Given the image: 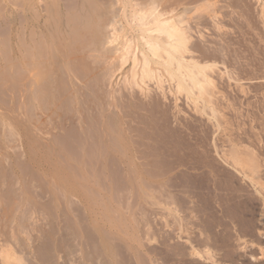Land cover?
<instances>
[{
    "label": "bare ground",
    "instance_id": "6f19581e",
    "mask_svg": "<svg viewBox=\"0 0 264 264\" xmlns=\"http://www.w3.org/2000/svg\"><path fill=\"white\" fill-rule=\"evenodd\" d=\"M242 1L0 0V75L14 81L0 141L16 140L25 160L44 158L83 186L122 187L130 206L136 189L148 190L143 199L156 206V226L146 216L139 230L141 259L117 242L122 257L106 252L78 264H255L264 256L247 237L254 228L264 234L263 156L253 140L218 139L232 123L223 104L264 124V1L255 0L261 27ZM159 164L165 171L155 180ZM114 172L122 178L110 180ZM97 173L104 180L90 179ZM126 215L133 225V211ZM23 260L0 239V264Z\"/></svg>",
    "mask_w": 264,
    "mask_h": 264
},
{
    "label": "rangeland",
    "instance_id": "374dc122",
    "mask_svg": "<svg viewBox=\"0 0 264 264\" xmlns=\"http://www.w3.org/2000/svg\"><path fill=\"white\" fill-rule=\"evenodd\" d=\"M242 3L243 6L244 4H249V9L253 11L252 14L254 15L255 13L256 15V17L254 16V19L259 23H257L258 26L261 27L263 24L260 22V18L258 17L257 13H260L259 10L261 8V4L260 6L258 4L262 2L246 0L244 3L243 0ZM262 4L264 5V2ZM1 76L2 75H0V78L3 79L4 75L2 77ZM5 78L3 80L1 79L0 81V83L2 81L5 82L0 84V102L1 104L4 102V106L3 104H0V111L4 112V109L5 112H9L10 114L11 111H9V108L7 107L10 106V99L13 91L11 90L13 85H10V83L13 82L14 84V81L10 80L9 78L8 82L10 83H6L7 78L6 80ZM5 94H9L10 96L8 97V95ZM181 98H179L177 101L179 104H177L178 107H182L181 109H184V111L186 110L187 114L191 115V113H194L190 108L191 104L185 100L182 101ZM170 99V101L173 99V102L169 103L167 101L168 105L171 104L173 106H170L174 107L175 100L172 97ZM8 100L10 101L9 104L5 103ZM162 103L164 104H160V106H158V110L160 111L162 117H164L166 113L163 106L165 105L166 101H163ZM236 105L235 107H238ZM223 106L222 111L225 113V117L227 118L228 115L226 114H229V117L232 119V123L231 120L227 118L230 123V125H227L230 127L227 130L228 136L227 134H220L223 137L219 136L218 139L221 142H218H223V144L227 146L229 144L227 139L233 138L236 140L243 139L241 141H244V144L247 143L250 145L252 140L254 141V139H257L254 142L252 141L250 146L252 147V144H254V148H252L255 149V151L257 150V152L259 151L258 153L256 152L258 156L261 155L259 158H262V156L264 158V139H262L264 138V128L262 127L264 125L263 122L259 119V117L254 121H250L249 118L246 120L244 117L245 120L243 124L242 122L244 118L241 117L243 119L240 118V120L239 116L237 115L239 113L236 110H234L232 113V108H225ZM162 107L164 109H162ZM173 109L176 108L174 107ZM235 111L237 112L236 114ZM231 116H236L239 120L236 117V119L233 120ZM198 118L200 123L204 118L206 119V117H202L201 120L200 116H198ZM205 119L202 122L204 127H207L208 130L210 127L205 125L210 124L209 126H211V128L209 130H214V127H212L211 123ZM205 121L209 123H205ZM237 121L242 122H239L238 124ZM248 121H250V123H248ZM258 121L261 122L259 124L261 126L258 125ZM254 122L258 123L256 124ZM171 124L175 125L174 122ZM250 124L255 129L251 128L252 126ZM242 126H246L245 130L242 129ZM240 127L243 132L239 129ZM259 129L263 132H260ZM212 130L209 134H212ZM256 130L258 132H256ZM245 131L246 133L247 131H250L252 134L250 135L249 132L247 133L248 135L246 134L245 136ZM241 132L244 134L242 135ZM248 136L250 137L248 138ZM223 138L226 139L224 140ZM17 143L18 142L16 140L11 139L10 137L4 138V141H0V239L3 242H10L15 247V249L22 254L24 258L23 264H66L63 259H75L76 264H78V260L80 257L82 258V256L89 257L94 255L100 259L102 256L106 255V252H109V254L113 255L115 258H120L122 256L116 247L117 242H120L123 245L124 250L129 257H136L138 259L142 258V248L140 243L143 242L144 239H142V232H139V230L143 228L146 216L150 218L152 226H156V214L153 211L156 206L145 203L146 197L143 199L142 196H146L145 192L147 193L148 190L142 191V189H136V192H139L136 193L134 191V193H136L134 194L136 202L134 197V201L130 198L132 202H135V204L130 206L128 203L129 199L127 192L124 190V188L119 187L109 189L104 187H92L86 184L83 186L80 184L82 181L78 174H67L61 170L57 171L51 169L49 168L51 165L48 166V161H46L44 158L34 157L29 160H25V157L22 155V153H20V150L22 149L17 146ZM257 144L260 148L257 146ZM255 146L257 147L255 148ZM12 153L14 154L11 155ZM8 155L13 157V160L15 161L13 162L12 168H8L5 161V158L6 160L10 159ZM263 158L260 160H262L264 163ZM54 162L62 163L63 161L61 159H55ZM165 164L166 163H164V165L159 164L158 166L160 167H156V169H159L162 166L167 168V164ZM156 169L154 168V170ZM156 171L153 172V178L155 180H159L161 179L159 176L161 174L163 176L165 170L160 171L159 169ZM158 171L161 174H159ZM155 173L159 174L157 175L158 178L155 176ZM93 176H91L92 178L90 179H94V181L96 179V182L104 180L105 178V176H102L101 174H95V176ZM109 177L110 180L116 181L120 180L122 175L121 173L114 172ZM262 178L264 179V171L262 172ZM244 185L246 186L245 188L248 194L251 195V188H249L247 184ZM253 194L251 196L259 199L258 201L260 202L261 197L256 193L255 195ZM136 195H139V199H137ZM140 198L141 200L143 199L144 202L141 201L139 205L137 203L140 201ZM261 203L262 202L259 204ZM129 207H131L129 210L133 211V225L130 224L126 215L129 211ZM255 222L256 220L254 219V223ZM255 225L256 224H254V226ZM250 233L252 234L251 238L261 242L260 245L264 247V234H262L263 236L258 235L256 229L254 228L252 232H249L247 236L248 238L250 237ZM153 235L155 234L153 233ZM26 238H29L28 240L31 248L33 249V253L29 252V247L27 248ZM233 245L235 247L237 246L234 243ZM258 255L259 254H257L256 257ZM58 256H61V258H58ZM244 256L247 257L248 254H244ZM263 262L264 256L254 260L255 264H264Z\"/></svg>",
    "mask_w": 264,
    "mask_h": 264
}]
</instances>
